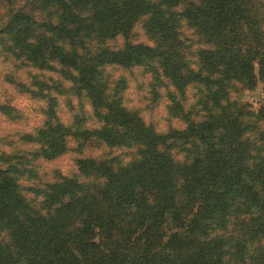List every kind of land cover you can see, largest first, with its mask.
<instances>
[{
	"label": "trees",
	"instance_id": "16d2710c",
	"mask_svg": "<svg viewBox=\"0 0 264 264\" xmlns=\"http://www.w3.org/2000/svg\"><path fill=\"white\" fill-rule=\"evenodd\" d=\"M0 60L55 77L0 147V264H264V0H0Z\"/></svg>",
	"mask_w": 264,
	"mask_h": 264
},
{
	"label": "rangeland",
	"instance_id": "374dc122",
	"mask_svg": "<svg viewBox=\"0 0 264 264\" xmlns=\"http://www.w3.org/2000/svg\"><path fill=\"white\" fill-rule=\"evenodd\" d=\"M28 69H14L9 62L0 60V104L6 105L9 110L17 113L16 120H10L0 114V147L5 149L7 141H15L22 133H33L37 128L42 126L43 116L41 109L43 104L38 102L35 97L26 92L25 89H32L39 87L35 85L34 81L47 82L49 78H55L52 75H44L36 79H32L31 75L26 74ZM3 73L10 75L12 84L4 83L1 80ZM34 72H32L33 74ZM263 97V89L259 84L254 92H247L244 94V101L251 105L254 110L258 109L259 102ZM154 118L160 120L164 124H168L167 115L161 107L152 115ZM178 127L179 123H172ZM75 155H66L57 162L55 166L59 167L61 171L68 172L73 168L72 159ZM48 168V167H45Z\"/></svg>",
	"mask_w": 264,
	"mask_h": 264
}]
</instances>
